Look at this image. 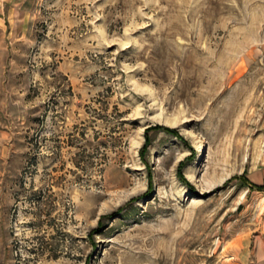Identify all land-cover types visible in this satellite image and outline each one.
<instances>
[{
    "label": "rangeland",
    "instance_id": "1",
    "mask_svg": "<svg viewBox=\"0 0 264 264\" xmlns=\"http://www.w3.org/2000/svg\"><path fill=\"white\" fill-rule=\"evenodd\" d=\"M0 15V264H264V0Z\"/></svg>",
    "mask_w": 264,
    "mask_h": 264
},
{
    "label": "crops",
    "instance_id": "2",
    "mask_svg": "<svg viewBox=\"0 0 264 264\" xmlns=\"http://www.w3.org/2000/svg\"><path fill=\"white\" fill-rule=\"evenodd\" d=\"M7 2L8 0H1L0 4L2 5V7H4L5 3ZM1 23H2V17L0 15V25ZM249 180L254 185L264 186V163L260 165H255L250 169Z\"/></svg>",
    "mask_w": 264,
    "mask_h": 264
},
{
    "label": "trees",
    "instance_id": "3",
    "mask_svg": "<svg viewBox=\"0 0 264 264\" xmlns=\"http://www.w3.org/2000/svg\"><path fill=\"white\" fill-rule=\"evenodd\" d=\"M253 185H254V184H253ZM254 186H256V187L259 188V189L264 190V186H258V185H254Z\"/></svg>",
    "mask_w": 264,
    "mask_h": 264
}]
</instances>
